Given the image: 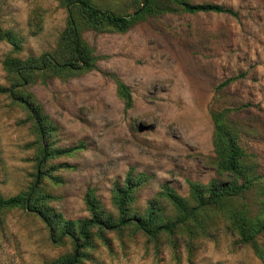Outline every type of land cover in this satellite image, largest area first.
<instances>
[{
	"label": "rangeland",
	"instance_id": "374dc122",
	"mask_svg": "<svg viewBox=\"0 0 264 264\" xmlns=\"http://www.w3.org/2000/svg\"><path fill=\"white\" fill-rule=\"evenodd\" d=\"M124 13L132 0H95ZM232 7L237 16L216 12L166 13L149 17L126 32L84 30L97 56L95 69L67 79L31 86L53 129V146H82L51 160L61 182L45 178L49 204L66 219L89 215L84 195L93 188L104 208L114 182L133 168L147 179L133 204L142 212L164 182L188 196V181L225 180L213 164L210 110L235 108L240 143L257 180L234 204L264 216V0H192ZM58 0H0V27L17 33L19 51L0 39V84H7V54L26 58L53 49L65 26ZM115 74L132 94L125 109ZM238 76L219 94L216 86ZM27 112L0 95V192L11 196L28 187L35 172L36 136ZM171 213V210H169ZM208 236L191 253L182 243L156 247L142 234L107 232L80 264H263L250 245L239 242L227 223L215 219ZM264 247V232L258 236ZM71 251L69 241L54 243L42 220L23 209L0 211V264H51Z\"/></svg>",
	"mask_w": 264,
	"mask_h": 264
},
{
	"label": "trees",
	"instance_id": "16d2710c",
	"mask_svg": "<svg viewBox=\"0 0 264 264\" xmlns=\"http://www.w3.org/2000/svg\"><path fill=\"white\" fill-rule=\"evenodd\" d=\"M58 1L66 10V21L56 46L26 58L7 54L2 61L7 84H0V95H6L27 112L25 122L30 123L37 147L33 179L26 189L14 195L6 197L0 192V211L20 208L30 212L45 224L52 242H70L71 251L55 258L51 264H80L88 259L97 239L108 245L106 234L110 231L119 236L124 232L132 236L142 234L156 247L166 243L173 251L184 243L191 253L195 240L208 236L217 226L216 218L223 219L238 235L239 242L250 245L264 264V247L258 242V236L264 232V216L251 215L243 202L234 204L236 200L241 201L244 192L257 180L240 143L238 125L230 117L235 108L226 106L210 110L213 164L219 174L226 176L225 180L212 178L206 184L189 180L188 196L164 182L147 200L144 210L138 212L133 206L136 192L147 177L135 174L130 168L124 180L114 182L111 189L116 215L108 212L95 196V190L89 188L84 195L89 215L73 220L66 219L49 204L53 196L45 192L43 180L61 182L55 175L59 166L51 160L74 153L82 146L59 148L48 141L53 129L31 91V86L38 82L67 79L95 69L97 56L84 39V30L126 32L138 22L166 13L216 12L237 16V12L222 4L192 0H132L131 9L124 13L100 6L95 0ZM0 39L9 43L13 51L22 47L21 37L10 29L0 27ZM110 75L125 109L130 108L133 100L129 86L115 74ZM237 78L232 76L219 83L216 93Z\"/></svg>",
	"mask_w": 264,
	"mask_h": 264
}]
</instances>
